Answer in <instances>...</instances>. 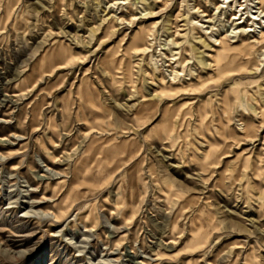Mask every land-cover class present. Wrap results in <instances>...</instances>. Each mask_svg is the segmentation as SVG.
Instances as JSON below:
<instances>
[{
	"label": "rangeland",
	"instance_id": "rangeland-1",
	"mask_svg": "<svg viewBox=\"0 0 264 264\" xmlns=\"http://www.w3.org/2000/svg\"><path fill=\"white\" fill-rule=\"evenodd\" d=\"M204 2L0 0V264H264V44Z\"/></svg>",
	"mask_w": 264,
	"mask_h": 264
},
{
	"label": "bare ground",
	"instance_id": "bare-ground-1",
	"mask_svg": "<svg viewBox=\"0 0 264 264\" xmlns=\"http://www.w3.org/2000/svg\"><path fill=\"white\" fill-rule=\"evenodd\" d=\"M249 2H255V5L252 6V4ZM210 6H213V8L215 9V12L211 16L208 15ZM248 6L255 9V11L252 12L251 16L247 14ZM192 9H194V13H198L201 17H205L207 19L205 21L208 23L213 22L216 16V11H218V14H228V20H230V23L233 26L232 33H234V36L232 37H235L237 33L238 37L244 38V46L246 48H250L254 44H264V0H243V2H240L239 0H222V3L220 4H217L216 0H205L204 4L198 3L196 5H193ZM115 20L116 19H111L109 21V28L114 26ZM245 23H247V25H244ZM254 25L261 27L258 38L248 35L249 33L254 32ZM143 37L144 33L142 32L140 34V39L142 40ZM216 42L217 45H219L221 48H225L228 46L225 36H222L219 40L216 39ZM142 51H146L145 46H142Z\"/></svg>",
	"mask_w": 264,
	"mask_h": 264
}]
</instances>
